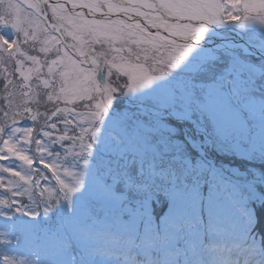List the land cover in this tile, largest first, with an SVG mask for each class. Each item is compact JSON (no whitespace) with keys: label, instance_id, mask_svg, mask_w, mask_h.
<instances>
[{"label":"rangeland","instance_id":"1","mask_svg":"<svg viewBox=\"0 0 264 264\" xmlns=\"http://www.w3.org/2000/svg\"><path fill=\"white\" fill-rule=\"evenodd\" d=\"M21 1L26 2L27 5H29L30 2L33 3L31 0ZM170 1H175L177 5H180L186 10L188 9L189 3H192L194 7L195 4H198V0ZM223 3L227 5L225 12L226 15L229 11L237 12V9L233 8V4H235L239 10L264 11V0H242L241 2L240 0H229L228 3L227 0H223ZM32 10L34 9L24 6L17 0H0V14L9 17L8 20H5L4 18L0 19V31H3L5 34H9L8 32L14 33L15 29L11 25L18 24L21 27L26 28L30 35L34 34L35 36V38L30 40L27 44V46L32 45L30 46L32 55L37 56L36 46H38L40 41H43V44H40V47H43V54H45V56L51 55L56 51V48L49 47V45L52 43L55 44L57 38L39 17L41 14L36 11L35 14ZM61 11L56 13L48 11L47 17L49 21L52 19L51 23L53 25H58L65 40H67L65 36L67 35L72 41L73 39L78 41L80 39L87 40V38H89L96 42H104L103 44L89 46L74 41L77 43L76 45L80 51L89 53V51H93L92 48L95 47V51L99 52L97 54L100 56L101 60H103V66L105 68L104 78L106 79L107 84L111 87L112 92L118 95H124L131 101L143 103L152 108L173 111L178 109L182 112L190 111L196 116L200 124L210 129L208 132L214 140V149L217 144L219 145L222 154L225 153L226 155H229L228 152L223 151L227 144V146L233 150L234 155L246 158L248 162L244 166L246 169H256L255 172L259 171L264 175V115L260 116L259 119L254 120V118H250L246 113L248 116L247 122H250V135H247L241 130V126L237 124L239 120H241L242 115L237 113L239 109L235 107V104L231 99L232 94L236 91L239 93L243 105V101H247L246 110L257 114L261 112V109L254 105L255 98H253V96H256L258 101L261 102L264 107V60H261L262 63L260 62L259 65L248 63L245 60L241 61L246 55L234 48H228L229 51L227 50L226 55L217 56V54L209 51V49L205 47L195 46L189 43L177 44V42L171 43L170 41H163L152 35L148 29L142 30V32L145 33L140 31L137 32L131 29H124L115 24H104L88 20L84 21L82 17L77 18L67 12ZM54 15L58 16L59 19H54ZM7 25H9V29L6 27ZM45 42L49 43L47 47L44 46ZM116 42H120L121 45L127 44L128 48L121 50L119 48L105 47V44ZM188 48H195L196 50L189 55H185ZM113 49L115 50V53L111 54ZM61 50L62 49L57 50L59 61L63 60V53H59L63 52ZM102 51L105 53L104 55H100ZM205 53L215 56L216 59L214 61L210 60L207 63H203L201 57ZM19 58L20 57L18 56V59ZM232 62H234V70L231 82L226 79L223 82L224 87L221 92L219 94L215 93L212 90V82L216 79L217 75ZM14 64L16 65V69L11 66V60L1 62L0 77L5 76L4 67H6L11 74L13 71L17 72V69H19V74L16 76L18 79L23 80L24 83H20L25 85L26 90L24 95L19 98L20 92L16 90L14 79H12V87L10 90L4 92V95L10 97L8 110H1L0 115H2L5 120H9L11 123L16 124H20L28 118L33 119L39 118V116H45V109H43L40 114H32L31 112L34 109V105H39V93L36 89L38 83L37 81H33V75L36 74L35 69L31 64L29 67H23V62L17 64L16 60L14 61ZM65 66H68L67 71L72 70L73 73L77 74V78L73 73L67 71L64 72L62 70L65 77L64 81L58 79L61 75V70L57 73H52L53 77L56 79V84L59 90L53 95V101L51 100L50 92V101L44 103L45 105H50L53 102L54 104L68 103L67 101H62L61 94L62 88L64 89L68 85H72L75 88L71 97L77 99L78 92H80L84 86V89L94 92V94L89 101L81 103V105L87 104L89 107L94 106L100 113L106 108L107 115L105 118L111 120V123L113 124L112 128L114 130L116 129L119 134L126 138L127 147L131 148L133 145H138L139 147L147 148L154 145L157 151H159L162 146L160 145L159 147L158 142H164V137L169 138L172 134L173 136H178L179 134L177 133L188 136V140L191 144L196 148L199 147V142L189 139L191 138L190 136H195L194 132H190L189 136V128L182 127V132L172 126H166L165 128H152V125L143 119V115L146 114L144 111L132 110L124 104H112V101L108 100L107 95L99 86L94 72L87 69V67L74 59H72L70 63H66ZM147 68H151L152 70ZM159 75H162V78H160L159 81H156L158 90L151 91L147 85L153 83ZM125 80H127L128 84L124 82ZM16 82L18 83L17 79ZM93 86H95V91ZM229 88L232 94L229 93ZM27 101L31 104L23 106ZM206 102L212 107L219 105L218 110L221 106L226 107V109H220L218 113L224 116L225 120H228L229 117H231V121L235 124V127L222 125L220 118L215 117L211 113ZM58 106L55 108V111L58 115H61L62 108L60 105ZM69 117L73 120V125L77 124L76 114H71ZM51 120V123H57L58 118L53 117L51 114ZM66 120H68V118H66ZM79 120H84V117H79ZM101 121L108 124L104 119H101ZM101 121H99L92 112H88L86 117V132L90 135L104 136V133L108 132V128L104 126ZM18 131L16 129H11L5 136V139H11V143L14 146H16V143L18 142ZM36 132H40V130H36ZM80 133L85 135L84 128ZM37 137L38 135L28 132L27 139H23V145L28 144L32 151L35 150L39 143ZM221 140L224 141V144H222ZM59 144H61V140L58 141V145ZM77 145L82 146V144H75L73 146ZM106 149L109 150V147L107 146ZM173 149L185 152L187 156L196 155L197 157L196 152L192 148H184L182 143L178 148L173 146ZM192 150L195 153L192 152ZM121 151L122 152L118 155H127L129 157L125 150L121 149ZM27 152H29V149L22 146L21 148H17L11 155H9V158H7V161L9 160V162L17 168L18 172L26 175L24 176V180L26 181L25 189L30 198H25L24 201L32 200V198H36L37 201H40L43 193L54 198L55 192L57 193L62 187L64 195L69 201V205L75 206L78 197L81 194V190L78 185L79 168L77 165L79 159H72L76 156V153L73 152V148L66 152V154H64L61 147L57 146L55 150L52 149L49 160L54 158L56 162H53L52 164L48 163L47 165H49V167L46 168L44 174L37 170L38 167L41 166V161L39 159L31 156L29 159L35 161V163L31 165L23 159V154ZM0 153L8 157V151L3 148L1 142ZM187 160L188 159H185L184 162H187ZM190 162L192 163V161ZM79 164L85 169H95L93 163L90 161L79 162ZM202 165L203 162L201 161V169ZM200 172H198V174H200ZM63 173L69 178L64 185L59 176ZM232 173L235 174L236 171L233 170ZM238 174L241 176L240 178H246L244 173ZM45 175H47L46 179L48 180H50V176L52 178L49 185L44 182ZM10 177L12 181H16V185L12 184V188L16 189L19 181L17 179V174L11 172ZM210 180H213V178L210 177ZM246 193L251 199L260 197L259 192L256 194V192L253 193L251 190H246ZM91 195H98V189H93ZM239 196L244 200V194L239 193ZM225 203V198L223 196L220 202L218 204L216 203V206ZM76 210L83 213V215H87L91 211L87 203L79 204L76 207ZM46 254L52 256L53 250H47L45 247L41 246L40 243L37 245V241L33 238L32 245L28 248V257L30 258L29 263L21 260H19L18 263L43 264V256ZM59 264L64 263L60 262Z\"/></svg>","mask_w":264,"mask_h":264},{"label":"trees","instance_id":"2","mask_svg":"<svg viewBox=\"0 0 264 264\" xmlns=\"http://www.w3.org/2000/svg\"><path fill=\"white\" fill-rule=\"evenodd\" d=\"M67 39L70 40L69 37ZM80 40L82 41L81 43L92 45H97L98 42L90 40L89 38H87V40ZM226 53L227 52H221L218 56L226 55ZM243 60L248 63H255L256 61L255 58L247 56L241 59V61ZM150 90L154 91V89ZM260 103L261 102H259V104ZM206 105L215 117L220 118L222 125L235 127V124L231 121V117L225 120V117L218 113L220 109H226V107L221 106L218 110L219 105L212 107L207 102ZM94 116L97 117L96 114H94ZM246 121L244 117L239 120L240 123L238 122L237 124L241 126L242 131L250 135V131L247 127L250 123ZM149 124L152 125V128H165L166 126L176 127L180 132H182V127H186L189 128V132H193L187 124L177 123L171 120L159 121L149 119ZM177 134L179 135L173 136L172 134L169 138L164 137V142H158L159 147L160 145L162 146L159 151H157L154 145L147 148L139 147L138 145H133L131 148L128 147L129 157L133 159L130 164H125L123 161L119 160V157H113L107 154L101 155L100 149L99 153L98 150H88L84 154L85 157L92 159L99 167H102V169L108 167L114 169L112 171L115 172L117 169L123 171L124 167H127L122 177H124L125 183L131 185L134 189L140 188L142 186V181L147 179V175L144 173L147 167H150L156 179L159 174L165 176V190H157L158 186L154 188L153 192L156 195L153 197L152 201L162 206L165 210L166 233L169 239L173 238L174 234L180 235V229H183V234H185L188 241L192 238V227H196L195 230L197 231L202 225H206L209 229L212 226V229L208 231L210 235L215 237L221 236L220 239H215L218 240L216 246H220L219 250L221 251L226 248V245L229 247L226 249L230 251L233 248L238 249L239 246L244 249L247 242L256 244V247L264 243V200L262 196L239 200L241 206L239 210L232 208L237 219L232 223L226 224L228 214L225 209L216 206L215 203L210 205L207 203V197H209L212 192L224 196L228 192L235 191V193H238L237 190L242 189L235 187L230 182L215 175L203 160H201L203 162L201 169V161L197 159L196 155L187 156L185 152L173 149V146L178 148L181 143L184 148L188 146L185 145L182 134ZM82 142L87 143V140L83 138ZM221 142L224 144V141L221 140ZM224 149L225 150H222L228 152L229 155L225 153L222 154L217 144L216 148H213L211 151L215 163L231 174H233L232 171L235 170L236 173L233 174L235 177H241L238 173H244V175L247 176L249 172L244 167L245 164L248 163L246 158L234 155L233 150L227 146V144ZM192 152L194 151L192 150ZM95 154L98 155V157L94 156ZM185 159H188L187 162H184ZM190 161H192V163ZM0 169H3L2 165H0ZM113 172L112 175H104V180H112L113 178L111 176L114 175ZM198 172H200V174H198ZM90 173L91 170L89 169L88 174ZM210 177L213 178V180H210ZM1 182L2 179H0V183ZM81 195L84 197L83 192ZM203 203L205 206H203ZM214 215H219V219L215 223H212L211 221ZM221 229L227 232L224 231L226 235L220 231ZM231 229L235 230V235L237 236L231 233ZM245 238L250 239L244 240ZM209 239L212 238L209 237ZM212 241L213 240L206 241L200 239L199 244L196 246V250H200L201 248L206 249L207 247L204 248V245L209 247L213 244ZM219 242H221L222 245H219Z\"/></svg>","mask_w":264,"mask_h":264},{"label":"bare ground","instance_id":"3","mask_svg":"<svg viewBox=\"0 0 264 264\" xmlns=\"http://www.w3.org/2000/svg\"><path fill=\"white\" fill-rule=\"evenodd\" d=\"M63 3L68 4L71 7L86 8L93 11L96 14L105 16H125L126 20L122 23L130 28L136 30L152 29L153 34L157 38L163 41H189L206 47L207 44L220 45L215 42L216 36H220L218 28L224 25L225 22L203 24L197 23L194 20H207L205 13L201 10L205 0H198V4H188V9L177 5V3L170 0L158 1V0H126L124 8H122L117 0H76L73 4L70 0H60ZM117 1V2H114ZM189 1V0H188ZM124 2V1H123ZM79 5V6H77ZM257 19L264 21V17L257 18L250 16L241 25L225 24L226 29H233L238 33H246L242 35L246 38L249 44L259 43L261 39H264V27L261 31L254 33V39H252V28H256L257 24L254 23ZM210 23V22H209ZM215 24V25H214ZM202 33L203 38L196 42L195 37ZM96 60V59H95ZM96 64V62H94ZM264 188V183L261 180L254 181Z\"/></svg>","mask_w":264,"mask_h":264},{"label":"snow or ice","instance_id":"4","mask_svg":"<svg viewBox=\"0 0 264 264\" xmlns=\"http://www.w3.org/2000/svg\"><path fill=\"white\" fill-rule=\"evenodd\" d=\"M71 3L75 4L76 0H70ZM31 8H34L36 12L40 13L41 15L45 16L47 18L48 11H51L53 13L59 12L62 9L66 7L65 4L59 3V0H37V2L29 3L28 5ZM79 6V5H77ZM233 8H236L237 11L239 9L235 4H233ZM47 9V11H46ZM201 10L205 13V16L210 23H221L224 22L225 19H237V16L235 12L229 11L227 12V15H225L226 12V5L223 3V0H205V2L202 5ZM54 19H59L58 16L54 15ZM7 23V22H6ZM15 31L12 34H5L3 31H0V62L7 61V60H16V63H22L18 56L22 52V46L27 45L30 40L34 39L35 36L30 35L28 30L26 28L21 27L18 24L11 25ZM34 26V25H30ZM54 27H58V25H53ZM203 38L202 33L195 37L196 42L198 43L200 39ZM104 42L98 41L97 45L103 44ZM106 48H119V49H127L128 45L123 44L121 45L120 42L116 43H109L105 44ZM252 47L260 48L264 50V39H261L259 43L252 44ZM93 51L96 50L95 47L92 48ZM195 48H188L185 52V55H189L191 52L195 51ZM247 51V49H245ZM105 53L102 51L100 55H104ZM216 59L215 56L211 54H203L201 57V60L203 63H207L208 61H214ZM238 62V58H237ZM233 70H234V62L229 63L220 74L217 75L216 79L212 82V90L219 94L221 90L224 87V81L227 79L229 82H231V79L233 78ZM17 74H19V69H17ZM11 81L9 80L8 83ZM5 148L8 149V151L15 150V146L9 147L8 144H5ZM8 157L0 155V159H7ZM25 161L28 164H34L35 161L28 159L27 157H23ZM43 164L44 161H41ZM46 167H49V165H45ZM0 203H3L0 201ZM14 204L19 205L18 200L13 201ZM47 211V210H45ZM14 212L20 213L25 216H34L38 215V213H32L29 211H26L25 209L17 206L14 209ZM7 219L11 220L13 217L11 215H8L6 217Z\"/></svg>","mask_w":264,"mask_h":264},{"label":"water","instance_id":"5","mask_svg":"<svg viewBox=\"0 0 264 264\" xmlns=\"http://www.w3.org/2000/svg\"><path fill=\"white\" fill-rule=\"evenodd\" d=\"M66 7H68L69 11L73 12V7L69 6L68 4H66ZM85 11H87V9L83 8ZM87 16H92L93 13L92 12H84ZM97 16V15H96ZM99 16V15H98ZM250 16H253V17H257V18H262L264 17V13H261V14H257V13H246L244 14L242 17H240L239 19H236V20H230V21H226L224 23L223 26H221L219 29L220 31V34H221V37L218 38V41L221 43V47L222 48H226V47H229V46H236L238 48H241L245 53H250V54H253L255 56H258V57H263L264 58V50L260 49V48H256V47H252V44H249L246 40V38H244L242 35H247L246 33H238V34H235L237 33L235 30L233 29H226L225 28V24H235V27L236 26H239L241 25L243 22H245ZM195 22L197 23H200L198 22L197 20H194ZM254 23L257 24V27L256 28H252V39H254V33L255 32H259L262 30V28L264 27V21L261 20V19H257ZM205 24V23H204ZM206 24H209V23H206ZM205 24V25H206ZM49 26H51L50 24H48ZM210 26H212L211 24H209ZM215 25V24H214ZM213 27V26H212ZM55 32H57L56 30H54ZM226 42V43H225ZM65 46L69 48V46L64 43ZM207 47L208 48H216L213 44H207ZM245 49H247V51H245ZM74 56H76L77 58H85L87 59L88 56L86 55H79L77 54L76 52L74 51H70ZM98 75H100V68L98 70ZM101 83L103 84L104 86V83L101 81ZM105 90L108 91V89L104 86ZM148 112H150L151 114L157 116V117H171L172 119H176V120H181V118H177L174 114H170V113H161V112H155L152 111L151 109L145 107ZM193 124L197 125L198 127H201L199 126L198 124L194 123ZM202 128V127H201ZM203 131L200 130V133L203 135V137L207 140L210 141V139L208 138V135L207 133L205 132L204 128H202ZM209 163L215 168V170L220 173L221 175L223 176H226L227 178L233 180L231 177H229L228 175H226L220 168L214 166L213 162L211 160H209Z\"/></svg>","mask_w":264,"mask_h":264}]
</instances>
